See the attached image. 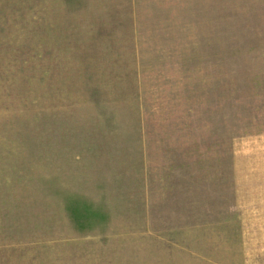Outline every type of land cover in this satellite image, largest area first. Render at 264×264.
<instances>
[{
    "label": "rangeland",
    "instance_id": "obj_1",
    "mask_svg": "<svg viewBox=\"0 0 264 264\" xmlns=\"http://www.w3.org/2000/svg\"><path fill=\"white\" fill-rule=\"evenodd\" d=\"M0 264H264V0H0Z\"/></svg>",
    "mask_w": 264,
    "mask_h": 264
}]
</instances>
